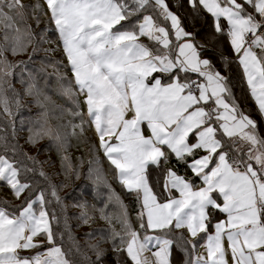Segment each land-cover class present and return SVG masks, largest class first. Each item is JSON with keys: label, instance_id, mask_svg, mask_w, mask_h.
I'll use <instances>...</instances> for the list:
<instances>
[{"label": "snow or ice", "instance_id": "obj_1", "mask_svg": "<svg viewBox=\"0 0 264 264\" xmlns=\"http://www.w3.org/2000/svg\"><path fill=\"white\" fill-rule=\"evenodd\" d=\"M180 9L183 18L167 0H0V130L12 137L0 136V182L16 199L24 194L20 204L0 200V264H104L108 243L118 264H171L173 246L183 264H264V133L241 107L232 75L234 65L264 120V0H184ZM186 20L207 27L188 31ZM49 34L56 49L41 47L53 43ZM57 50L60 60L46 56L35 69L53 67L71 101L53 132L48 97L40 99L28 66ZM24 97L42 109L35 118L21 114ZM24 131L26 144L48 138L59 153L70 138L94 134L87 178L108 196L103 207L73 206L84 224L95 213L108 224L88 245L95 259L65 248L60 219L48 211L61 197L56 185L38 188L30 178L26 161H38L15 142ZM61 167L66 180L80 178L67 155ZM112 205L119 211H107Z\"/></svg>", "mask_w": 264, "mask_h": 264}, {"label": "rangeland", "instance_id": "obj_2", "mask_svg": "<svg viewBox=\"0 0 264 264\" xmlns=\"http://www.w3.org/2000/svg\"><path fill=\"white\" fill-rule=\"evenodd\" d=\"M23 2L26 4L27 3H34L35 0H23ZM29 23H31L33 25V27H35V24L33 21H29ZM43 26H44L43 24L40 25L41 28H43ZM37 30H39V29H37ZM49 39H51L53 41V43H45L46 45L43 44L41 47L46 49V46H47L48 49H56L57 45L55 43V39H56L55 36L49 34ZM29 51H31V49H29ZM51 53H52L51 55H53V57H54L52 61H55V60L58 61L61 59L60 51H58V50L52 51ZM5 55H7L8 59H10V60H13V59H15V60H28L27 54L17 55L16 57H12L10 53H5ZM46 56H39V54L37 53L34 64L31 67V70L34 71V65H37V64L41 65V62H38V61H41L42 58H44ZM44 62L47 63V60H45ZM45 68L49 69V67H45ZM50 71L53 74H56L55 69L53 67H51ZM53 74H49V75L53 76ZM36 78H38V74H36ZM49 80L51 81V85L49 88H47V90L50 91V94H57V95L51 96L48 94L47 95L48 99L51 100V98L53 99L55 97L56 99L59 100L58 101L59 104H62L63 106H65V108L71 107V101L66 96H63L62 98L58 97L59 93L57 90H59V85L56 84L57 82L54 83L57 80H55V81L53 79H49ZM14 81H15V79H14ZM46 84H47V81L45 80L42 83V85L40 83V86L46 87L47 86ZM54 85H57V86H54ZM17 89L20 90L21 87H17ZM24 105L25 106L21 109V114L25 117H28V113L26 111L27 99H24ZM33 105L37 107L36 110L40 109L34 103H33ZM33 105H31V107H33ZM34 117H36V115L33 116V118ZM53 117H54V114H53L52 110H48L47 124H48V126H50L52 128L53 132H55V130L57 129V126L64 123L66 120L63 121V119L59 120V119L53 118ZM18 119H19V115L17 116V120ZM10 131H11V129H10ZM88 132H89V134L86 136L87 138L85 137V135H86V133H85L83 140H77V139L75 141L72 140L73 142L81 141L80 143H82V146L74 147L73 144H71L68 153H65V152L59 153L57 150L56 151L53 150L55 144L53 141L49 140L48 138L40 140L37 143V145L33 147V146L25 143L26 136H21L20 133H18V135H17V139L19 140L18 143L22 147V149H24V152H27L28 155L35 157L36 161H38V163H36L35 165H33L30 161H26V163L28 164L29 167L35 168V172L29 173V176L34 182H36L37 187L38 188H48L49 183L57 186V191H58L59 196L61 197L62 203L57 204L55 202V200H53V203L51 205H49V207H48V211H49V213H51L54 210L57 213V215L60 219L59 224H60L61 230L63 228V231L67 232L69 235H71L72 232L74 233V232L81 230L80 226L76 227V228L74 227L73 231L70 230L71 225H73V224L76 225L77 221H79V222L81 221L79 219V214H80L81 210L79 207H74L73 205L80 203V202H83V201H87L88 205H95L97 208L103 207L104 206L103 202L107 199V196H108L107 189L103 185L95 188V190H94V185H93L92 181L87 178L89 164H90V161L93 159V155H94L90 151V144L94 142V134L91 131H88ZM88 138H90V139H88ZM91 138H92V141H91ZM70 139H74V138H70ZM44 148H46L48 150L49 155H46V153H44V151H43ZM61 155H67L70 158L73 166L78 168V170L80 172V178L79 179H76L74 176L71 177L69 180L65 179L64 170L61 167ZM102 155L103 154L100 151H97L95 153V156H98L99 160H100L99 166L103 169L105 175L107 176V179L110 180V178L113 177V175H112V173L109 172V164H108L107 160L104 159V157H102ZM78 158H81V159H78ZM95 166L96 165H93V167H95ZM168 166H173V165L170 164ZM41 171H43L46 174V176L48 178L47 180H45L44 177H41L39 175V173ZM110 175H111V177H110ZM62 183H66L68 186L67 187H60V185ZM97 192L100 193V195L98 197L96 195ZM116 192L119 193V191H116ZM23 195L24 194L21 195V199L14 198L12 193L8 189V187L3 185L2 182H0V200L6 199V200L11 201L12 204H20L21 200L23 199ZM114 206L115 205L110 206L107 209V211H111L112 207H114ZM99 220H102L99 218V213H95L94 219H92V221L90 222V226L100 224ZM82 223L83 222H80L79 225H82ZM104 224L107 225L106 222H104ZM87 226H88V224H85L84 226H81V227L87 228ZM96 234L100 235V232H98ZM82 239L86 240V242L88 244L93 243V241L92 242L90 241L91 240L90 238L84 237ZM198 251L202 252L204 250L198 249Z\"/></svg>", "mask_w": 264, "mask_h": 264}, {"label": "trees", "instance_id": "obj_3", "mask_svg": "<svg viewBox=\"0 0 264 264\" xmlns=\"http://www.w3.org/2000/svg\"><path fill=\"white\" fill-rule=\"evenodd\" d=\"M167 2L171 5V10L174 11V12H177V14L180 15L182 18L187 15L186 11H184L183 9H180L178 11V6L180 4H182L184 2V0H167ZM185 25H186L188 31H200L202 27H204V28L207 27L206 25H203L202 21H197V22H195L193 24V23H190V22H188L186 20L185 21ZM197 40H199L201 43H205V41L203 39V36H197ZM225 47H227V46L225 45ZM46 49H48L47 46H46ZM38 54H39V56H46L47 55L50 60H53V58H54L53 55H51L52 54L51 52L45 54L44 51H41ZM209 58H214V57H209ZM38 62H41V61H38ZM47 63H48V61H47ZM47 63L45 62V64H47ZM28 67L31 70L32 65H29ZM39 67H41L40 64L34 65V71L33 72L35 73V75L38 74L37 86L42 92V95H41L40 99L44 100V97L47 96L48 94L51 95V96L57 95V94H50V91L47 90V88H49L50 85H51V81L49 79H53L55 81V80H57L56 79L57 76H56V74H53L50 71L51 67H49V69L44 68V71L41 72V73H36L35 69L39 68ZM61 71H63V69ZM49 74H53V76H50ZM232 75H233L234 84H235V87H234L233 90H234V92H235V94H236V96L238 98V101L241 103V107L242 108H247L251 112L252 118L257 120V122H258V124L260 126L261 132L264 133V120H262L261 117L259 115H257V113L255 111H253L254 102L250 99V97L247 96L246 84L242 85L241 76H240L239 73H237L236 68H235L234 65H233V69H232ZM45 80L47 81V84H46L47 86L46 87L40 86V83L42 85V83ZM56 82L57 81H55L54 83H56ZM13 83H14V86L16 88L17 87H21V85L19 83H16L14 80H13ZM56 84L58 85V83H56ZM57 85H54V86H57ZM57 91L59 93L58 97L62 98L64 95L59 90H57ZM24 99H27L26 111L28 113V117L29 116L33 117V116L37 115L40 111H42V109L41 110L40 109L36 110L37 107L33 105L31 97H25ZM53 99L51 98V100L50 99L44 100V103H45V105H46L48 110H52V112L54 114L53 118L59 119V117L61 116V110L62 109H66L67 107L65 108V106H63L62 104H59V102H58L59 100L56 99L55 97ZM31 105H33V107H31ZM67 119H69V117H67V115L65 114L64 117H63V121L67 120ZM85 133H86V135H85V137H86L89 134V132L86 131ZM5 134L8 136V139L11 141L12 137H11L10 129L0 130V136L5 135ZM20 135L21 136H27V132L26 131L20 132ZM88 139H90V138H88ZM72 140L75 141L76 139L75 138L74 139H70L69 140L70 145L73 144L74 147L82 146V143H80L81 141L73 142ZM18 141L19 140L17 139L15 142H18ZM91 141H92V138H91ZM69 148L70 147H68L67 150L64 151V152L68 153L69 152ZM53 150H55V151L57 150L56 146H54ZM23 151H24V149H23ZM43 151H44V153H46V155H49V152H48V150L46 148H44ZM102 157H103V155H102ZM110 177H111V175H110ZM108 181H109V183L112 184V187L115 189V191H119V193L121 194V199L124 201V203L125 204H129L131 199H132V197L123 195L121 186L115 181V179L113 177H111L110 180H108ZM118 211H119V209L114 206V207H112V210L109 211V212L116 213ZM91 221L92 220L89 221L87 228L81 227V226L85 225L84 223H82V225H79L80 222H82V221H80V222L77 221L76 225H74V224L71 225L70 226V230L71 231H73L74 227L76 228V227L80 226V228H81L80 231H77V232H74V233L72 232L71 235H69L67 232H64L63 228L61 230L60 224L58 225V227H59L60 231H62L64 233L65 248L71 247L73 249V252H75L76 247H79V249H80V251L82 253H85L89 257H91L92 259H95L93 253L91 252V250L88 247L89 244L86 242V240H84L82 238H84V237L85 238H90L91 239L90 241L91 242L93 241L92 244L97 243L100 235H97L96 233L99 232L98 231L99 229H107L108 224L107 225L104 224V222H105L104 220H99L100 224L91 225L90 226V222ZM53 226L57 227L55 222L53 223ZM116 227L119 228V225L117 224ZM89 233H92V235H88ZM102 246L107 249V253L104 256V264H118V259L119 258L117 256V254L112 252L110 243L104 244ZM170 261H171V264H183V261H184L183 252L180 251L179 249L175 248V246H173L172 254L170 256Z\"/></svg>", "mask_w": 264, "mask_h": 264}]
</instances>
